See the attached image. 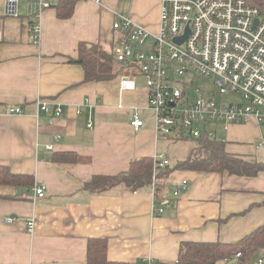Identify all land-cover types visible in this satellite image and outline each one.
<instances>
[{"label": "crops", "instance_id": "0c3cea01", "mask_svg": "<svg viewBox=\"0 0 264 264\" xmlns=\"http://www.w3.org/2000/svg\"><path fill=\"white\" fill-rule=\"evenodd\" d=\"M51 4L38 19L32 10L27 17L0 18V167L34 179L31 187L0 185V264H87L92 239L107 240L111 262L176 264L183 242L235 243L263 226L264 171L241 176L175 169L158 178L155 169L157 194L153 184L138 191L125 185L103 193L85 188L94 176L128 171L135 159L164 157L173 169L191 151L181 160H175L181 150L168 156L174 145L171 136L156 134L143 77H136L135 90L120 91V79L137 72L87 81L85 68L71 62L87 44L111 53L117 67L123 66L112 53L122 36L113 29L115 12L102 1L77 0L71 16L61 18L58 0ZM160 5L144 0L127 16L157 31ZM32 21L40 24L39 43ZM40 101L59 106L61 115L50 119L39 110ZM14 108L22 113H12ZM136 112L144 121L138 130L131 125ZM150 113L152 119L146 117ZM224 125L217 135L228 153L264 162V123L250 117ZM57 153L76 157L54 162ZM183 181L188 189L175 196ZM42 186L45 195L37 198L34 189ZM30 219L33 233L27 229Z\"/></svg>", "mask_w": 264, "mask_h": 264}, {"label": "built area", "instance_id": "2783aa9c", "mask_svg": "<svg viewBox=\"0 0 264 264\" xmlns=\"http://www.w3.org/2000/svg\"><path fill=\"white\" fill-rule=\"evenodd\" d=\"M1 1L0 18L19 17V0ZM94 1L100 3L102 0ZM160 2L157 31H150L131 17L115 13L113 29L121 31L122 36L112 52L117 62L125 67L132 66L131 69L138 73L120 79L121 92L135 90L136 77L144 78L157 136L167 139L182 133L192 138L217 139L222 123V129L225 122H245L250 117L264 123V10L248 0ZM29 6L31 15L38 19L52 4L47 0H30ZM36 21H32L31 28L33 40L39 43L41 29ZM187 33L181 44L175 41ZM2 40L0 27V42ZM196 77L211 78L220 96L207 95L195 87ZM39 110L47 113L50 119L59 117L62 112L59 106L52 108L42 101ZM11 112L20 114L22 110L14 108ZM131 125L136 130L144 125L137 112ZM155 164L170 163L161 157ZM152 184L155 188V177ZM187 189L188 182L183 181L174 194L177 196ZM34 190L37 198L44 197L43 186ZM163 209L159 208L158 212ZM34 228V220H28V232L33 233ZM235 256L239 258L242 254L238 252ZM146 264L157 262L148 260ZM253 264H264V248L260 249Z\"/></svg>", "mask_w": 264, "mask_h": 264}, {"label": "trees", "instance_id": "16d2710c", "mask_svg": "<svg viewBox=\"0 0 264 264\" xmlns=\"http://www.w3.org/2000/svg\"><path fill=\"white\" fill-rule=\"evenodd\" d=\"M77 0H58L57 13L61 18H68L73 12ZM264 10V0H248ZM82 65L86 70V80H110L119 74L130 73V67H117L111 53L102 51L95 45H80V57L71 61ZM130 69V70H129ZM177 140H195L196 146L190 155L170 168L156 166L152 158H140L131 162L130 168L124 173L114 176L97 175L85 183V188L94 193H103L117 185H125L132 191H138L151 185L156 169L158 178H163L175 169L202 171V172H228L241 176H255L264 171V162L248 161L225 150L222 139H209L208 137L192 138L182 133L176 136ZM73 153H57L54 162L73 161ZM76 157V156H75ZM77 159V158H76ZM79 160V159H78ZM0 185L34 186V179L29 175L13 174L7 167H0ZM159 184L155 186V193L159 192ZM264 248V225L255 229L235 243L223 242H183L176 264H217L219 261L231 262L236 259L240 264L247 263L257 252ZM107 240L92 239L88 245L87 264H124L111 262L107 258ZM241 252L242 256L236 258ZM158 264V263H157Z\"/></svg>", "mask_w": 264, "mask_h": 264}, {"label": "rangeland", "instance_id": "374dc122", "mask_svg": "<svg viewBox=\"0 0 264 264\" xmlns=\"http://www.w3.org/2000/svg\"><path fill=\"white\" fill-rule=\"evenodd\" d=\"M29 1L30 0H19L18 8H19V17H27L30 15L28 12H30V6H29ZM47 1H52V0H47ZM144 0H102V3L105 4L108 9H112L113 12L119 14V15H125L127 16L129 14V9L131 11V8L139 7L141 4H143ZM104 5V6H105ZM3 12V3L0 0V15ZM17 17V18H19ZM194 86L199 87L205 94L207 95H216L219 97V92L215 88V85L213 83V80L211 78H199L196 77L194 80ZM232 100H236L234 97H232ZM154 115V114H153ZM148 116L149 119H152V114H146V117ZM218 132H222L219 130ZM169 141L172 142L174 146H171L170 151L168 152V156L174 157L176 156V152L178 150L183 151L181 153H177L179 157H176L175 160H181L183 158L182 156H186L188 152L192 150L196 146V141L195 140H177L175 136H171ZM177 147V148H176ZM180 148V149H178ZM184 159V158H183ZM173 163L177 161H172ZM260 253V250L258 251ZM257 252V255L259 253ZM255 257V256H254ZM251 258L247 263L245 264H253L255 258ZM235 264H240L239 262Z\"/></svg>", "mask_w": 264, "mask_h": 264}, {"label": "water", "instance_id": "95a60500", "mask_svg": "<svg viewBox=\"0 0 264 264\" xmlns=\"http://www.w3.org/2000/svg\"><path fill=\"white\" fill-rule=\"evenodd\" d=\"M255 23H257V20H256ZM0 27H1V23H0ZM187 36H188V33H187L185 36H183V37H179V38H177L175 41H176L177 43L181 44V43L187 38ZM222 138H223V137L221 136L220 139H222ZM230 263H231V264L236 263V259H234V260L231 261Z\"/></svg>", "mask_w": 264, "mask_h": 264}]
</instances>
